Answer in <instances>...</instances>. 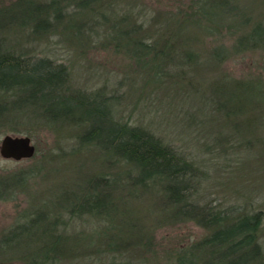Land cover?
Instances as JSON below:
<instances>
[{"label": "rangeland", "instance_id": "374dc122", "mask_svg": "<svg viewBox=\"0 0 264 264\" xmlns=\"http://www.w3.org/2000/svg\"><path fill=\"white\" fill-rule=\"evenodd\" d=\"M256 23L264 24V0H0V50L62 65L71 89L180 152L197 169L193 202L261 212L254 263L264 264V47L236 45ZM127 30L151 45L159 33L153 51L168 56L138 53ZM178 34L185 40L164 41ZM23 99L0 91V140L25 135L35 147L29 159L0 157V178L10 183L0 198V264H204L222 256L197 247L208 230L172 217L159 185L135 184L119 158L79 141L82 126L42 117L39 101ZM24 102L32 106L18 108ZM102 177L112 185L100 187ZM89 204L97 213L70 211ZM56 239L62 253L43 261Z\"/></svg>", "mask_w": 264, "mask_h": 264}, {"label": "trees", "instance_id": "16d2710c", "mask_svg": "<svg viewBox=\"0 0 264 264\" xmlns=\"http://www.w3.org/2000/svg\"><path fill=\"white\" fill-rule=\"evenodd\" d=\"M132 32L134 31L127 30L125 37L134 41L139 49L138 53L151 52L155 59L157 56L160 58L168 56L167 52L153 51L155 46L162 45V41H159L162 36L159 33L154 36L151 45L142 40H135ZM172 39L184 41L185 37L178 34L164 41L169 42ZM236 45L241 50L264 47V24H254ZM183 56L186 60L190 59L188 53H184ZM238 83L239 85L235 86L243 90H247L250 85ZM251 86L256 87L252 84ZM2 90L13 92L16 97L20 95L24 101L28 100L29 95L32 96L33 103L37 104L39 101L42 104L40 105L43 111L40 114L42 117L44 115L53 121L59 119L62 124L82 126L83 131L79 141L82 144L97 145L106 153L119 158L126 167V174L133 177L131 181L135 184L159 185L163 194V204L171 209L172 217L193 221L208 230V236L203 238L197 247L212 254L216 250L223 249L222 256H212L203 260L204 264H221L223 261L227 264H258L254 262L261 253L257 241V233L262 221L261 212L228 213L224 210H211L205 205L200 206L193 202L191 194L198 177L194 165L185 160L180 152L146 129L114 120L111 111L103 103L95 101L92 94L71 89L67 85V73L62 65L53 66L48 60L34 63L15 58L0 50V91ZM104 101L107 100L104 98ZM30 105L24 102L18 108ZM4 108L6 107L0 106V112ZM81 111L84 113L77 116ZM100 183H102L100 187L104 188L112 185L110 180L104 177L101 178ZM9 184L4 178H0V198L4 196L2 191L6 192ZM97 188L98 186L92 187L89 183L87 189L94 190L96 195ZM82 196L80 198H83V202L92 200L88 195ZM105 196L109 195L105 193ZM90 204L78 208L73 205L70 211L78 214L97 213L95 207ZM58 248L59 240L56 239L53 249H50L52 254H43V261L57 258L62 253V251L55 253L54 250L58 251ZM37 253L38 251L27 254L28 257L31 256L32 263Z\"/></svg>", "mask_w": 264, "mask_h": 264}, {"label": "water", "instance_id": "95a60500", "mask_svg": "<svg viewBox=\"0 0 264 264\" xmlns=\"http://www.w3.org/2000/svg\"><path fill=\"white\" fill-rule=\"evenodd\" d=\"M35 154L31 139L25 135H4L0 140V157L19 161Z\"/></svg>", "mask_w": 264, "mask_h": 264}]
</instances>
